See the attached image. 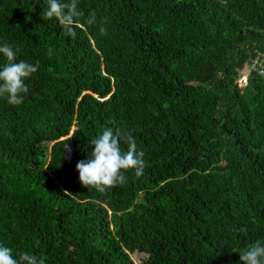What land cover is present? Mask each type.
Returning a JSON list of instances; mask_svg holds the SVG:
<instances>
[{
  "label": "trees",
  "instance_id": "16d2710c",
  "mask_svg": "<svg viewBox=\"0 0 264 264\" xmlns=\"http://www.w3.org/2000/svg\"><path fill=\"white\" fill-rule=\"evenodd\" d=\"M45 7L0 0V44L39 64L21 104L0 97V244L45 264H243L264 242V0H78L75 38ZM105 128L145 167L101 193L76 164Z\"/></svg>",
  "mask_w": 264,
  "mask_h": 264
},
{
  "label": "clouds",
  "instance_id": "9594fccd",
  "mask_svg": "<svg viewBox=\"0 0 264 264\" xmlns=\"http://www.w3.org/2000/svg\"><path fill=\"white\" fill-rule=\"evenodd\" d=\"M82 16L78 8V0H46V7L42 12L45 20L55 19L64 34L75 38ZM87 25H98L100 33L106 34V20L97 19L95 11H91L84 19ZM18 49L7 43L0 44V54L6 62L0 65V97H4L10 105H19L23 102L24 94L29 91L26 79L36 73L38 62L29 63L16 59ZM51 55V49H49ZM121 139L126 143L127 150L122 151ZM92 145L91 157L81 160L76 164L79 181L86 188H95L103 193L110 187L123 185L127 182L124 174L129 169H134L137 176L142 175L145 167L144 152L137 149V144L131 132L114 133L111 128H105L90 142ZM67 147V145L65 146ZM243 264H264V242L257 240L245 250L239 252ZM0 264H45L42 258L27 252L19 254V259L14 258L12 249L0 244Z\"/></svg>",
  "mask_w": 264,
  "mask_h": 264
},
{
  "label": "rangeland",
  "instance_id": "374dc122",
  "mask_svg": "<svg viewBox=\"0 0 264 264\" xmlns=\"http://www.w3.org/2000/svg\"><path fill=\"white\" fill-rule=\"evenodd\" d=\"M259 61V60H258ZM256 64H258L257 63V60L254 62V65H256ZM252 66L253 65H246L245 66V70L243 69L242 70V74H243V76L241 75V77L239 78V84H242L243 82H245L246 80H247V72L249 71V69H251L252 68ZM242 82V83H241ZM76 127L73 125L72 127H71V131L70 132H72L74 129H75ZM142 255L141 254H139V253H135V254H133V258H134V260H136V261H138L139 262V260H141L142 259Z\"/></svg>",
  "mask_w": 264,
  "mask_h": 264
},
{
  "label": "built area",
  "instance_id": "2783aa9c",
  "mask_svg": "<svg viewBox=\"0 0 264 264\" xmlns=\"http://www.w3.org/2000/svg\"><path fill=\"white\" fill-rule=\"evenodd\" d=\"M242 76H243V74H242ZM241 83H242V82H241ZM242 84H244V85L247 84V80H246L245 82H243Z\"/></svg>",
  "mask_w": 264,
  "mask_h": 264
}]
</instances>
